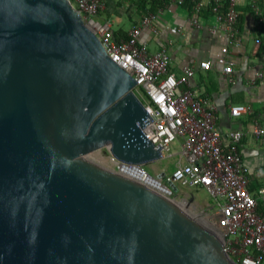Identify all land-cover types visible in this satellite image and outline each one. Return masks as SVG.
Instances as JSON below:
<instances>
[{
	"label": "water",
	"instance_id": "obj_1",
	"mask_svg": "<svg viewBox=\"0 0 264 264\" xmlns=\"http://www.w3.org/2000/svg\"><path fill=\"white\" fill-rule=\"evenodd\" d=\"M134 83L67 0H0V264H233L169 197L82 156L161 158Z\"/></svg>",
	"mask_w": 264,
	"mask_h": 264
},
{
	"label": "built area",
	"instance_id": "obj_2",
	"mask_svg": "<svg viewBox=\"0 0 264 264\" xmlns=\"http://www.w3.org/2000/svg\"><path fill=\"white\" fill-rule=\"evenodd\" d=\"M67 1L78 12L83 25L98 38L106 55L135 81L132 91L151 118L141 128L147 140L158 149L161 158L175 155L172 168L155 176L145 171L143 164L121 162L110 155L114 170L143 184L140 178L156 180L164 187L162 193L167 197H173L178 188L202 189L210 200L214 230L225 256L233 264H264V184L250 187L239 153L242 130L221 132L216 125L215 103L201 95L193 82L196 69L211 70V61H198L196 69L184 65L175 75L169 69L165 44L148 52L145 42L139 41V34L142 28L157 32L155 22L161 9L146 10L125 37H114L110 25L99 23L95 17L104 0ZM237 2L169 0L174 6L184 7L189 26L203 28L204 15L213 21L205 27L208 32H224L226 44L220 47L213 61L225 75L231 73L232 63L226 55L238 39ZM246 5L256 24L261 22L260 0H246ZM180 29L175 27L172 32ZM247 38L259 43L253 34L248 33ZM260 76L259 71L254 73L256 78ZM227 109L234 118L247 112L243 104H230ZM249 134L264 146V125L254 122Z\"/></svg>",
	"mask_w": 264,
	"mask_h": 264
},
{
	"label": "crops",
	"instance_id": "obj_3",
	"mask_svg": "<svg viewBox=\"0 0 264 264\" xmlns=\"http://www.w3.org/2000/svg\"><path fill=\"white\" fill-rule=\"evenodd\" d=\"M135 2V1H134ZM112 0H104V6L111 5ZM103 6V8H104ZM263 18L256 24L250 14L246 0H238V39L229 48L226 58L231 63V73L225 75L219 72L220 67L214 63L219 55V49L226 44V36L221 30L208 32L205 27L212 24L210 17L202 18L203 28H193L186 22V10L167 3L157 16L155 25L157 32L142 28L139 41L145 42L149 53L160 44H165L170 57L169 69L178 75L184 65L196 64L200 60L211 61V70H197L193 82L195 89L203 96L212 100L216 105V125L221 132L230 129H241L243 132L239 143V153L242 163L250 179V187L264 184V146L260 140L254 139L250 128L254 122L264 125V0H260ZM128 12L127 26L122 25L119 15H112L114 37H125L132 25L136 24L142 15ZM109 20V21H110ZM181 29L172 32L175 27ZM259 38L256 44L247 34ZM259 71L261 76L256 78L254 73ZM243 104L247 112L239 117H230L228 106Z\"/></svg>",
	"mask_w": 264,
	"mask_h": 264
},
{
	"label": "rangeland",
	"instance_id": "obj_4",
	"mask_svg": "<svg viewBox=\"0 0 264 264\" xmlns=\"http://www.w3.org/2000/svg\"><path fill=\"white\" fill-rule=\"evenodd\" d=\"M141 2L142 0H112V4L104 6V8L98 10L95 17L101 24H104L105 22L113 24V21H111L113 20L112 15L117 14L122 19V25L127 26V15L131 8H133V10L131 11H134V13H137L139 15L145 14L147 9H141ZM167 3H169V0H162V2L155 8L154 11H149L157 12L158 9H161L162 11L164 9L163 7L166 6ZM82 156L97 164L114 170L113 164L110 161V153L108 152V149L105 145L100 148L88 151ZM174 161L175 155H171L168 157H162L158 160L146 162L142 166L144 170L147 171L151 176H155L158 172L161 171L168 172L172 168ZM148 184L165 192L164 187L156 180L149 179ZM169 198L176 204L178 202L182 203L185 201L186 205H184V208L182 209L191 217L193 216L210 225L211 228H208L192 217L201 226L207 228L211 232H214L213 230L215 228L213 223V210L211 208L209 198L202 189L178 188L173 197L171 196Z\"/></svg>",
	"mask_w": 264,
	"mask_h": 264
},
{
	"label": "bare ground",
	"instance_id": "obj_5",
	"mask_svg": "<svg viewBox=\"0 0 264 264\" xmlns=\"http://www.w3.org/2000/svg\"><path fill=\"white\" fill-rule=\"evenodd\" d=\"M140 179L143 180L142 182H145V183H144L145 185L154 188L155 190H157V191L160 192V193L163 192V191H161V190H159V189H157V188H155V187H153V186H151V185L148 184L149 179H152V178H149V177H143V178H140ZM152 180H154V179H152ZM177 205H178L180 208H184L183 206L186 205V202H185V201L182 202V203H179V202H178ZM192 217H193V216H192ZM193 218H194L195 220H197L198 222H200L202 225H204V226H206V227H208V228H211L210 225H208V224L205 223L204 221H202V220H200V219H197V218H195V217H193ZM213 231H214V233L216 234V231H215V230H213Z\"/></svg>",
	"mask_w": 264,
	"mask_h": 264
},
{
	"label": "trees",
	"instance_id": "obj_6",
	"mask_svg": "<svg viewBox=\"0 0 264 264\" xmlns=\"http://www.w3.org/2000/svg\"><path fill=\"white\" fill-rule=\"evenodd\" d=\"M162 2V0H142L140 7L142 10L147 9L154 11L155 8Z\"/></svg>",
	"mask_w": 264,
	"mask_h": 264
}]
</instances>
